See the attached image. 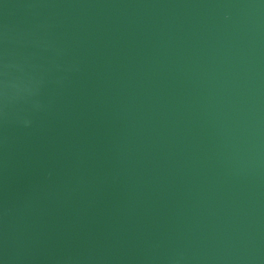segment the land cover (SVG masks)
<instances>
[{"label":"water","instance_id":"obj_1","mask_svg":"<svg viewBox=\"0 0 264 264\" xmlns=\"http://www.w3.org/2000/svg\"><path fill=\"white\" fill-rule=\"evenodd\" d=\"M0 264H264V0H0Z\"/></svg>","mask_w":264,"mask_h":264}]
</instances>
